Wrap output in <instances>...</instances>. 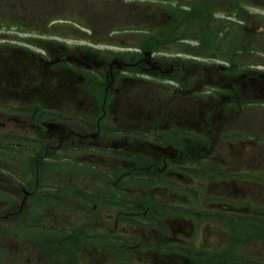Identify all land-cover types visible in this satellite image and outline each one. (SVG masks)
<instances>
[{"label": "flooded vegetation", "instance_id": "obj_1", "mask_svg": "<svg viewBox=\"0 0 264 264\" xmlns=\"http://www.w3.org/2000/svg\"><path fill=\"white\" fill-rule=\"evenodd\" d=\"M247 2L215 8L248 18ZM199 7L134 5L123 25L141 30L70 45L0 24L5 231L16 216L49 219L37 228L81 254L61 264H264V120H248L264 111V68L247 43L231 48L244 22L205 38Z\"/></svg>", "mask_w": 264, "mask_h": 264}, {"label": "rangeland", "instance_id": "obj_2", "mask_svg": "<svg viewBox=\"0 0 264 264\" xmlns=\"http://www.w3.org/2000/svg\"><path fill=\"white\" fill-rule=\"evenodd\" d=\"M103 1L104 0H0V22H6L3 19L8 18L9 21L39 22L41 26H43L46 23H52V21H56L55 24L59 25L60 27L55 28L54 31H57V33L61 34H71L73 38L68 42L69 44H75L79 42L78 37H81L79 28L84 26L81 20H87L89 17L92 19L99 18L101 15V10H103L105 7ZM125 1L127 0H120V5H125ZM112 2L113 1L110 3ZM229 4V0H216L215 2V6L221 5L224 8H226V5ZM215 6L212 10L219 11L220 9L218 7L215 8ZM90 7L93 9H86ZM88 10L90 12H95L96 14H86V11ZM14 13H18V20H16V15H14ZM219 18V14L217 13L213 16V19H210L208 22L204 21V25L217 26L219 30L226 29L225 27L220 26L221 22L218 21ZM263 18L264 15H262V19L258 22L256 27V33L260 32V30H263V32L254 37V41L257 43L258 48H256L254 51H251V53L254 55L251 56V59L249 58L250 60L247 62L249 65L253 63H264V55H262L264 53ZM69 22H76V25L78 26L74 27L75 25H71ZM83 22L85 23V21ZM95 22L98 24V21ZM136 23L139 22L136 21ZM233 24H235V22H233ZM246 38V35H242L241 37H234L231 39L232 50H239L241 43L245 45L248 40ZM139 41L140 40H137L136 43ZM235 56L239 58V55ZM165 98V95L161 94V99ZM146 102L149 103L148 98H146ZM249 104H253L251 99ZM249 109L250 111H248V113L251 115L248 118L249 122L254 126L261 125L259 122L264 120L263 109H260V107H249ZM1 167L2 163L0 159V168ZM18 194H20V192ZM18 205L19 202L15 203L13 211ZM4 210L5 209L0 202V228H2L0 229V264H38V259L40 264H43L42 259L52 258L56 251L57 254L55 259L59 260L57 264H61V262L65 259H81L80 251H70L66 254L60 253L58 251L62 245L64 246L65 234H62L60 231L53 233V231L44 229L45 226H41L43 228H37L41 222H45L46 226H50L51 222L49 219H34L32 216L22 219L19 218V216H16L9 219V230L5 231V220L2 219ZM60 221L63 224L66 223L65 219H61ZM23 226L25 228H23ZM23 242L24 246L20 245ZM52 243H54V246L51 247L49 254H46L43 249L40 251L44 245L49 246ZM35 249L39 250V252Z\"/></svg>", "mask_w": 264, "mask_h": 264}]
</instances>
